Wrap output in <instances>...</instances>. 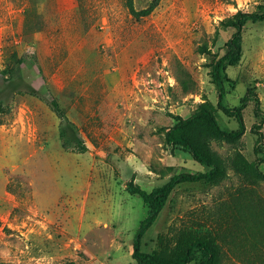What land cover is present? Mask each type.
Masks as SVG:
<instances>
[{
	"label": "rangeland",
	"instance_id": "374dc122",
	"mask_svg": "<svg viewBox=\"0 0 264 264\" xmlns=\"http://www.w3.org/2000/svg\"><path fill=\"white\" fill-rule=\"evenodd\" d=\"M155 3L150 13L136 15ZM264 0H0V264H137L132 242L151 191L209 166L166 139L200 104L221 129L212 61L229 19ZM224 67L235 141L197 130L211 178L177 183L141 237L150 256L180 257L193 236L215 264H264V20L242 27ZM257 131L261 138L258 140ZM195 264L200 257L193 250Z\"/></svg>",
	"mask_w": 264,
	"mask_h": 264
},
{
	"label": "trees",
	"instance_id": "16d2710c",
	"mask_svg": "<svg viewBox=\"0 0 264 264\" xmlns=\"http://www.w3.org/2000/svg\"><path fill=\"white\" fill-rule=\"evenodd\" d=\"M155 3H151L148 7L139 10H130L136 15H146L151 12ZM264 20V9L251 12H239L234 17L229 19L228 24L234 27V32L225 43V48L222 52L217 53L212 61V78L218 89L217 107L224 113L233 115L238 122V128L232 131H225L218 125L211 107L206 104H200L198 109L187 118H178V121L167 131L166 139L173 144H178L190 151L193 158L207 165L210 169L206 172L193 173H178L174 175L167 183L156 187L151 191H146L140 188L137 184L130 181L127 185V190L130 193L138 194L143 202L147 205V214L140 221V224L135 232L132 242V257L137 264H186L193 259V250L197 249L200 252V257L195 264H215L217 261L218 249L216 245L201 237L193 236L185 244L183 254L173 260L160 259L156 256H150L141 251V237L144 232L151 226L157 218L160 210L164 206L167 197L172 188L183 181H197L200 179L211 178L216 170L214 163L204 155V153L194 144L193 136L195 131L200 130L211 137L219 140L235 141L241 137L244 132L241 110L248 100L245 95L242 98L240 105L236 107H227L222 103L224 96V67L227 64H234L240 59L241 44H242V27L247 21ZM258 140L261 134L257 131ZM258 176L264 179V174L258 172ZM74 264V263H70Z\"/></svg>",
	"mask_w": 264,
	"mask_h": 264
}]
</instances>
